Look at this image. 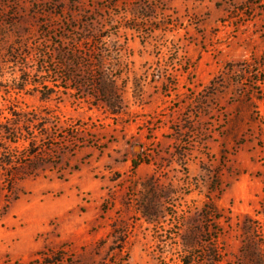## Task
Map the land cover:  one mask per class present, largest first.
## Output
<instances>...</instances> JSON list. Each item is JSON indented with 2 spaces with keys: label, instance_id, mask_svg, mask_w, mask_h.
I'll return each instance as SVG.
<instances>
[{
  "label": "rangeland",
  "instance_id": "obj_1",
  "mask_svg": "<svg viewBox=\"0 0 264 264\" xmlns=\"http://www.w3.org/2000/svg\"><path fill=\"white\" fill-rule=\"evenodd\" d=\"M0 264H264V0H0Z\"/></svg>",
  "mask_w": 264,
  "mask_h": 264
},
{
  "label": "trees",
  "instance_id": "obj_2",
  "mask_svg": "<svg viewBox=\"0 0 264 264\" xmlns=\"http://www.w3.org/2000/svg\"><path fill=\"white\" fill-rule=\"evenodd\" d=\"M110 85H109V83L107 84V82H102L101 83V85H100V91H107L109 88ZM7 132V134H10V132L9 131H6ZM133 167L135 168V167H137V165L136 164H134L133 163Z\"/></svg>",
  "mask_w": 264,
  "mask_h": 264
}]
</instances>
